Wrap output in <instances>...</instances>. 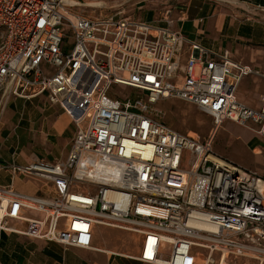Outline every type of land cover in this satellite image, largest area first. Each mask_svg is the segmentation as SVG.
Segmentation results:
<instances>
[{"label": "built area", "instance_id": "1", "mask_svg": "<svg viewBox=\"0 0 264 264\" xmlns=\"http://www.w3.org/2000/svg\"><path fill=\"white\" fill-rule=\"evenodd\" d=\"M67 1L0 0L3 98L46 96L74 127L64 161L12 165L13 176L41 180L45 193L0 187V231L106 253L92 246L101 227L138 239L137 256L109 257L197 264L194 253L204 264H264V178L212 145L226 122L264 139V94L258 109L236 97L244 78L264 74L188 40L168 19L88 17ZM113 86L140 94L124 97ZM168 99L210 115L211 135L200 140L164 124L158 105ZM11 220L26 227L11 228Z\"/></svg>", "mask_w": 264, "mask_h": 264}, {"label": "crops", "instance_id": "2", "mask_svg": "<svg viewBox=\"0 0 264 264\" xmlns=\"http://www.w3.org/2000/svg\"><path fill=\"white\" fill-rule=\"evenodd\" d=\"M131 18L145 22L161 20V26L166 25L162 19H168L172 21L171 28L182 32L188 40L215 52H228L232 60L264 72V0H142ZM261 79L254 78L252 83L261 84ZM243 80L236 97L241 103L257 109V99L264 93L253 94L255 89L251 90L249 82L243 85ZM260 86H256L257 90ZM67 118L59 107L48 102L46 96L28 101L15 97L5 100L0 92V187L12 184L21 194L44 195L41 184L31 182L34 178L13 176L10 168L14 164L25 166L36 160L64 161L72 141L71 138L66 142L71 124ZM24 213L28 218L42 217L40 212L27 210ZM9 226L26 227L15 220L9 221ZM97 230L92 246L107 254L113 252L99 246ZM16 235L0 231V264H141L97 251L65 249L46 241L25 242ZM135 241L139 245L138 239ZM139 251L140 247L129 257L137 256Z\"/></svg>", "mask_w": 264, "mask_h": 264}, {"label": "rangeland", "instance_id": "3", "mask_svg": "<svg viewBox=\"0 0 264 264\" xmlns=\"http://www.w3.org/2000/svg\"><path fill=\"white\" fill-rule=\"evenodd\" d=\"M73 1V2H72ZM142 0H68L69 5L77 4L71 8L73 14L85 15L88 17H96L99 14L116 16V18L134 17L136 7ZM72 2V3H71ZM93 7V8H92ZM73 40L68 38L64 40V51L68 54L72 48ZM264 56V55H263ZM186 55H184L182 64L186 63ZM54 72V68H52ZM262 72V71H260ZM264 74V72H262ZM254 76L244 78L243 85L250 83L249 87L253 94L264 93V79L261 84L252 83ZM260 79V78H259ZM177 84V80L173 81ZM260 86L259 90L257 87ZM112 91L115 93L121 91L124 97L139 95V92L134 90L113 86ZM111 96V94H110ZM255 101L257 99L254 98ZM258 101V99H257ZM259 104V103H258ZM159 109L164 112L163 122L181 134H189L193 137H198L200 140L207 139L215 129L214 123L210 115L201 112L196 106L176 99H168L162 101L158 105ZM259 108V105H258ZM257 108V109H258ZM63 113V112H62ZM68 119V118H67ZM69 121V119H68ZM70 132L66 142L68 143L74 133V128L69 125ZM73 131V132H72ZM213 150L220 155L233 162L238 167L256 172L259 176L264 178V139L254 135L252 132L242 128L236 124L226 122L216 132L213 140ZM67 153V151H66ZM37 154L33 153L36 157ZM31 182L43 187V182L38 179H32ZM40 218H43L40 216ZM97 230V229H95ZM16 235V234H14ZM21 240L29 242L31 240L25 239L21 235H16ZM96 239L99 246H102L110 251L117 253H124L125 255L135 254L139 245L136 243V237L122 231H112L105 228L97 230ZM106 256V255H105ZM197 264H204L196 254L193 253ZM215 261L218 262V255H215ZM228 264H245L241 259H234L230 257L227 260ZM249 264H254L252 261Z\"/></svg>", "mask_w": 264, "mask_h": 264}, {"label": "bare ground", "instance_id": "4", "mask_svg": "<svg viewBox=\"0 0 264 264\" xmlns=\"http://www.w3.org/2000/svg\"><path fill=\"white\" fill-rule=\"evenodd\" d=\"M72 3V2H71ZM77 5V4H76ZM78 6V5H77ZM93 8V7H92ZM2 217V212L0 211V219ZM222 264H225V262L223 261Z\"/></svg>", "mask_w": 264, "mask_h": 264}]
</instances>
